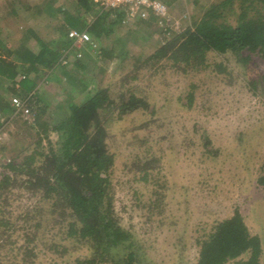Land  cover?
Segmentation results:
<instances>
[{"label":"trees","instance_id":"obj_1","mask_svg":"<svg viewBox=\"0 0 264 264\" xmlns=\"http://www.w3.org/2000/svg\"><path fill=\"white\" fill-rule=\"evenodd\" d=\"M62 1L48 0L54 8L52 13L61 16L53 38L47 39L27 27L20 34L16 48L8 49L0 40V127L3 126L1 119L18 117L21 126L34 131L36 138L9 160L5 165L7 173L0 176L2 244L10 241L12 234L9 233L15 231L16 225L22 221L18 227L24 232L26 243L35 242V230L41 225L39 221L31 223L32 214L48 221L51 230L62 231L65 240L86 248V255L76 258L73 264H159L153 261L155 256L164 257L166 253L178 259V251L187 252L186 243L195 250V264H260L264 254L263 240L249 232L239 208H235L230 217L216 220L209 227L205 225L207 229L190 238L188 209L176 208L174 213L168 206L167 199L172 195L164 190L172 192L173 189L166 185L167 180L160 172V158L135 156L130 162L128 167L134 182L143 187L134 188L130 196L136 200L138 213L143 211L140 216H144L147 224L155 222L159 229L157 234L167 235L170 246L167 240L157 239L158 243L150 241L146 250L142 241L135 238L132 226L122 224L116 210L115 181H111L116 155L108 148L109 133L121 118L139 110L148 113L151 104L130 91L133 86L128 88V84L119 94L112 93L108 87L95 88L94 93L83 89L93 83V78H85L95 71L100 53L110 57L99 47L101 38L112 33L105 21L111 15L120 22L121 14L101 11L89 0H77L76 12L72 13L68 7L61 6ZM91 11H95V20L86 25V12ZM154 22L155 19L150 18L137 25L150 26ZM71 30L87 31L94 44L74 45L68 38ZM77 54L81 57L77 58ZM229 55L240 64L247 62L251 55L264 60V0H220L206 11L201 10L184 31L172 38L163 34L161 45L139 66L147 73L153 67H156L154 71L164 68L200 80L198 73L204 70H209L210 74L225 73L224 58ZM210 57L216 62L208 69ZM66 69L70 72L67 73ZM61 72L64 73L62 77L81 88L77 93L82 96L81 103L69 109L66 101L41 95L42 87L63 80L62 77L51 79ZM22 75L24 79L20 78ZM11 97L27 105V119L21 117L20 112H17L19 116L14 115L16 111L10 104ZM209 142L203 144L205 149ZM255 183L264 189V165ZM15 189L28 192V197L36 198L40 206L31 209L21 206V210L13 213L11 197H16ZM32 225L36 229L33 230ZM173 233L178 235L172 242ZM163 243L170 249L163 248ZM156 245L161 251L157 252ZM60 247L61 240L58 239L49 250L59 255L66 250L60 252ZM32 249L34 251L33 246ZM22 251L34 257L27 246ZM19 261L26 264L23 258Z\"/></svg>","mask_w":264,"mask_h":264},{"label":"rangeland","instance_id":"obj_2","mask_svg":"<svg viewBox=\"0 0 264 264\" xmlns=\"http://www.w3.org/2000/svg\"><path fill=\"white\" fill-rule=\"evenodd\" d=\"M219 1L178 0L170 12L173 18L169 24L171 28L156 22L157 25L150 26H139L137 23L125 26L112 20V24L109 22L111 18H108L106 26L111 27L112 33L101 38L99 47L110 57L100 53L95 71L85 78H93L92 85L83 88L89 93H94L95 88L108 87L112 93L119 94L127 84L128 88L133 86L130 91L149 102L152 108L149 112H154L143 114L139 110L121 118L111 129L108 139L109 151L116 155L111 181H115L118 216L125 227L132 226L135 238L142 241L146 250L152 240L155 243H158L157 239L167 240L169 246L170 242L167 235L157 234L159 229L155 222H145L144 216H140L143 211L138 213L136 200L130 196L134 188H143L134 182L128 167L135 156L160 158V172L167 180L165 183L170 190L173 189L172 192H176L164 190L172 195L171 199H167L168 206L174 213L176 208L188 209L187 231L190 238L201 234L212 222L230 217L234 209L239 208L249 232L261 236L264 245V189L255 183L264 165V60L251 55L247 62L240 64L229 55L224 58L225 73L211 72V75L209 70H204L198 73L200 80L164 68L154 71L156 67H153L147 73L139 66L161 45L163 34L174 37L185 30L196 14ZM73 2L77 4V0ZM53 10L48 0H0V40L8 49L16 48L20 34L27 27L36 28L47 39L53 38L56 31L50 25ZM33 14L36 16L33 17ZM214 61L209 58L208 69ZM66 70L70 72V69ZM62 75V72L55 74L53 79ZM133 77L136 79L132 81ZM62 79L59 83L44 86L42 92L55 101H66L68 109L79 105L82 96L77 93L81 88L66 77ZM191 84L196 87L192 88ZM1 120L0 176L7 173L5 165L11 158L36 141L34 131L22 127L18 117ZM208 141L205 149L203 144ZM13 193H16L15 198L11 197L13 213L21 210V206L30 209L40 206L36 198L28 197L26 191L15 189ZM30 218L32 224L39 221L41 225L39 229L32 225V229H36V241L27 244L24 232L18 227L23 221L18 223L15 231L9 233L12 234L9 238L12 244L9 240L2 244L0 239L2 264H22L19 261L21 258L26 264H73L76 258L86 255L84 246L65 240L63 232L51 230L44 218L32 214ZM177 235H171L172 242ZM58 239L61 240L58 250L62 252L66 249L59 255L49 250ZM168 245L163 243V248H169ZM24 246L32 251L33 246L36 258L22 251ZM185 247H189L185 250L187 252L178 251V259L164 253V257L155 256L153 261L159 264H182L183 261L184 264L185 261L195 264L197 256L194 248L187 243ZM158 249L157 252L161 251ZM260 264H264V256L260 258Z\"/></svg>","mask_w":264,"mask_h":264},{"label":"built area","instance_id":"obj_3","mask_svg":"<svg viewBox=\"0 0 264 264\" xmlns=\"http://www.w3.org/2000/svg\"><path fill=\"white\" fill-rule=\"evenodd\" d=\"M89 2L101 11L119 12V14H121L120 23L125 26L146 22L150 18H154L157 24H167L169 28H171L169 24L173 22L169 9L161 0H89ZM174 26H176V23H174ZM68 38L78 47L94 44L87 31L78 32L71 30L68 33ZM80 57L81 55L77 54V58ZM63 64H65V62ZM20 78L24 79L23 75L22 77L20 76ZM10 104L16 111L14 115H18L17 112H20L21 117L25 119L28 118L29 110L23 101L11 97Z\"/></svg>","mask_w":264,"mask_h":264},{"label":"crops","instance_id":"obj_4","mask_svg":"<svg viewBox=\"0 0 264 264\" xmlns=\"http://www.w3.org/2000/svg\"><path fill=\"white\" fill-rule=\"evenodd\" d=\"M62 1V0H61ZM166 6H167V8L169 9V11L171 12L174 8V5H175V3L176 2H178V0H161ZM179 1H182V0H179ZM185 1V0H184ZM61 6H63V7H68L69 9H70V11L72 12V13H75L76 12V3L75 2H73V0H64V2L62 1V4H61ZM172 9V10H171ZM94 12L95 11H91L90 13L89 12H86V19L87 20H85V24L86 25H89V24H91V23H93L94 22ZM119 13V12H118ZM39 14H41V12H39ZM52 15H53V18H52V22H51V29H53V30H55V28L57 27V25H58V22H59V20L61 19V16H55L53 13H52ZM33 16V15H32ZM33 17H35V16H33ZM32 17V18H33ZM109 19L111 18V21H109V22H111L112 24H113V21L112 20H117L118 21V19H116V17L114 16H109L108 17ZM119 22V21H118ZM32 29H34V30H36L37 31V29L36 28H32ZM89 59V58H88ZM88 61V60H87ZM85 62H86V60H85ZM87 63V62H86ZM31 76H33V74H31ZM35 76V75H34ZM33 76V77H34ZM51 79H53V78H51ZM42 89H43V87H42ZM41 91H43V90H41ZM41 93H43V92H41ZM45 93H43V95H44ZM260 238H262L261 236H260ZM262 245H263V243H262ZM263 252H264V245H263V250H262ZM264 256V254L261 256V258Z\"/></svg>","mask_w":264,"mask_h":264}]
</instances>
